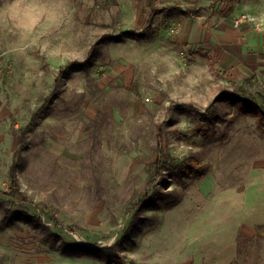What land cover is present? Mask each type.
Instances as JSON below:
<instances>
[{"label": "rangeland", "instance_id": "1", "mask_svg": "<svg viewBox=\"0 0 264 264\" xmlns=\"http://www.w3.org/2000/svg\"><path fill=\"white\" fill-rule=\"evenodd\" d=\"M97 42L89 67L72 66ZM227 44L245 59L227 61ZM68 67L28 136L29 199L16 202L21 128ZM224 92L264 110V0H0V264H264L261 236L220 259L238 207L264 194L262 115L217 102Z\"/></svg>", "mask_w": 264, "mask_h": 264}, {"label": "trees", "instance_id": "2", "mask_svg": "<svg viewBox=\"0 0 264 264\" xmlns=\"http://www.w3.org/2000/svg\"><path fill=\"white\" fill-rule=\"evenodd\" d=\"M180 11L182 14H185V15H195L199 11V9L188 8L186 10L181 9ZM152 13L153 15H157L160 13V11H153ZM144 36L145 34L141 35V37H144ZM111 38L113 37L110 35H105L99 40V42L101 43ZM99 42H97L96 44L92 46L89 56L86 60L75 61L72 63V66L78 65L81 67H89L92 56H94V54H96V52L98 51L97 47H98ZM68 70H69V67L66 68L65 70L61 69V72L55 81V89L53 90L51 95L48 96L44 100L42 106L39 107L35 111L29 123L25 127L21 128L20 145L18 149L16 150V152L14 153V156H13L14 161L9 170L10 188H9L8 195L16 202L24 203V202H27L29 199L27 194L21 190L20 183H19V175H18L19 171L24 169L25 167L26 157L24 156V152L27 151L30 147V141H29L28 136L30 133L34 131L35 125L37 124L41 115L45 113L46 111H48L53 101L59 96L58 88L61 84V80L63 79V77L65 76ZM241 90L243 91V88H241ZM259 100L264 104L263 95L259 96ZM217 102L219 103L227 102L228 104H230V106H233L234 108H238L239 111L244 115H251V116H256V117H258L259 115H262V118H261L263 119L262 126L264 127V110H263V107L260 106L258 101L251 100V99H245L243 97H240L235 92H224L221 94L220 98H218ZM185 108H188V106L187 105L179 106V109H185ZM158 137L159 139L162 138L161 130L158 131ZM159 151L161 153V157H163V151H161V149ZM155 166L158 170V174H160L163 170H165V167L167 165L165 162H160L159 160L157 163H155ZM190 172H194L196 174L200 173L197 171L196 167L192 164V161H190L189 167L186 169V171H184L186 175H189ZM147 200L144 201L145 204ZM7 213L11 215V222L18 219L22 215L21 212H10L8 210H7ZM137 219H138V216H135L134 222L137 221ZM63 248H64L63 249L64 253H67V254L93 253L96 255H99V254L101 255L102 253L107 252L110 249V248H92L85 244H69V243H64Z\"/></svg>", "mask_w": 264, "mask_h": 264}, {"label": "crops", "instance_id": "3", "mask_svg": "<svg viewBox=\"0 0 264 264\" xmlns=\"http://www.w3.org/2000/svg\"><path fill=\"white\" fill-rule=\"evenodd\" d=\"M157 11H160L159 14H161L165 12L166 9L157 10ZM151 15L154 16L153 13ZM229 45L231 44H227V46ZM229 47H232V46H229ZM229 47L225 51L227 61H231L233 63L239 64L241 61L245 59L246 57L245 50H241L240 48L233 46L232 48L234 49V51L238 50V52H236L237 53L236 55V53H233ZM247 190L251 191L250 189H247ZM253 190L255 191L257 189H253ZM249 194L252 195L251 193ZM247 203H248L247 205L249 206L247 216L242 215L243 212L240 210V206L238 207L239 209H237V211L234 214L236 216H235V221L233 222L237 223L238 233L233 237V245H231L232 249L227 254H224V253L220 254V259L222 263L229 261L236 256L237 245H239V243L241 242V239H242L241 237L247 240L254 238L256 236L264 237V194H263V197L262 196L258 197L257 195H255V197L250 196V199L248 200ZM220 237H221V233L218 234V238ZM237 239L240 242L237 241ZM193 263L194 264H205L206 262L204 261L202 257H200L196 260H193ZM211 263L212 261L208 262L207 264H211Z\"/></svg>", "mask_w": 264, "mask_h": 264}]
</instances>
